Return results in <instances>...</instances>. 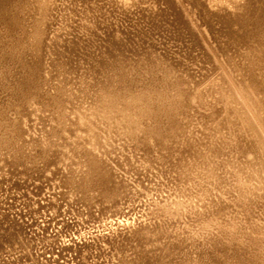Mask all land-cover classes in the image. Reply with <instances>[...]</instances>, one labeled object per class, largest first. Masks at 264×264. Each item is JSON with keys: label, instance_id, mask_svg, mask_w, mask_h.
Returning <instances> with one entry per match:
<instances>
[{"label": "rangeland", "instance_id": "1", "mask_svg": "<svg viewBox=\"0 0 264 264\" xmlns=\"http://www.w3.org/2000/svg\"><path fill=\"white\" fill-rule=\"evenodd\" d=\"M10 1L11 0H0V16H2V20H0V55L1 52L3 53V58L0 57V63H2L0 64V66H3V68H1L2 66L0 67V73L1 71H4L0 75V87H4H1L0 90H3L4 88L6 89H4L2 92V94H5V97L3 95H0V99H2L0 100V109L3 107V104L5 105V108L3 107L4 109L0 110V116L3 114L2 118L3 116L5 118L2 119L0 117V119L3 120V122L2 120H0L2 122H0V129L2 130H0V133L6 130V133H1L2 139H0V142L2 145H0V150H2L0 152H2V156L6 158V160L3 161V158L0 154V161H2L0 162V164L4 162L9 163V161L13 162V164H11L12 168L10 169H8V163H4L2 165L3 167H7L3 170H1L3 167L0 165V180L2 179V182H0V264H113L115 259V263L118 262L116 264H120V260L116 258L118 255L116 254V256L114 257L115 254L111 253V250L109 253H95L93 249L88 246L87 243L88 241H93V236L96 237L100 234L98 228L100 222H87L88 220H90L87 217L88 213H99L103 205L109 204V202L100 199L101 197H99V192L95 189L96 187L94 188L93 184H89L86 179V172L88 168L84 162V159L86 158V156L84 157V154L87 151L89 153L91 150L93 152H90L92 153L90 155L93 156L94 154L92 159L94 157H96L95 159H98L100 158V156L107 157L111 155L109 156V158L114 161L110 162V159H108L110 169L113 170L117 175H119L118 179L120 180H122L123 178L128 179L127 177L129 176V174L126 176L123 169H119L121 167L124 168V166L121 165V167H119V165H117V160H120V158L121 160H123L122 158L124 154V158H127L129 161H131L132 159V164L136 161L137 168L142 169L145 167L144 175L141 176V178L142 184L146 188H144L143 186L141 187L140 184L139 186L136 185L135 182L131 180L130 182L134 183V186L136 187L133 189L141 187L139 189L141 191L135 190V192L137 191V194L132 200L130 198H132L133 195L129 192V194H127V197L124 199H122L123 195L118 197V199H121L120 206L122 212L121 214L119 213V215L113 216L115 217V219H112L113 217H111L110 220H112L114 228L116 225V228L118 227V230L120 229V227V230L124 229L123 225L125 222H127V225L125 224V229H130L131 225L129 226L128 223L133 224L131 226L132 230H134L133 228H135L136 226V228L138 229L139 227L141 228L143 225L142 223H145L147 225L150 223V225H152V223L154 222L153 224H157L156 226L152 225L153 227H147V229L151 227L150 230L152 229L151 231L153 232L155 228L156 231H159L158 229H160V227L164 225V223L165 225L164 227L162 226V228H166V224L167 226H170H168L166 229H163L165 232L163 230V232L161 230L157 232L158 234H160L159 238L157 237L158 239H156L155 236H158L157 233H155L156 231L154 232V235L153 232H151L150 230H148L147 232V229H144L147 225L144 224L143 231H145V234L148 233V235H152V239L149 238L150 240H147V238L145 241H147L148 243L142 241L144 242V244H147L146 247L144 244V247L140 244L137 246L136 242L128 241L129 244H132L133 242L135 243L131 246V248L133 247L135 249H131L130 246L127 245V243L126 246L129 247L128 249L126 247V253H128V251L129 253H132L134 250H137L136 248L139 246L140 249L138 248L139 251L137 250L139 253L136 251H134L136 253L133 252L130 255H127L125 253L128 257H126L127 260L125 259L126 261H124V263L127 262L129 264H138L141 262L140 264H148L150 261L153 260V257L157 258L159 256H163L167 259V252H163V249H165V251L170 250L171 253V246H173V249L175 247V243H173L172 241L176 242V245L179 243L178 241L182 242L179 243V245L184 248H181V251L178 250V253L180 252V255L183 256L187 253V256L189 255L190 259L192 258V262L193 260L197 261V259L200 258L198 259L199 261L202 259L200 253L197 252L198 247L199 245L203 247L206 246L204 242H207L208 238L211 239L212 243L218 240H220L219 242L221 243H226V249L228 247L229 251L226 250L223 255V252H221V250H219L220 252H217L216 250L215 254L217 255V253H219L220 255H222V258H226L227 261L230 260V264H234L235 262H237V264H240L239 260L241 256L242 260L240 261L243 262V259L245 258V262L243 263L246 264L248 262L247 260L251 261L252 257L256 256L257 254V258L262 261L263 258L261 257L264 254V243L262 244V237L264 235V230L262 229L264 228V130L263 132H260L258 130L259 125L257 121L260 122L259 116L264 118V98H262L264 97V68L262 69V67H264V60L261 61L262 58L264 59V55H262L264 53V48H261V46L264 47V38H262L264 35V32L262 30L264 27V17H261L262 15L260 14L264 10V0H234L236 4L232 3V0H229V3L228 0H224L225 2L223 0H215L216 3H219L217 4L218 8L216 7V5L214 8L219 9L220 12L217 11V9H210V11L206 13V15L204 11L199 8H196L195 4L192 3L190 0H61V2H59V0H54V2H59L58 4L55 2L58 6L56 4H53L55 5L54 8L57 6V10H55L56 8L54 9L55 11L53 10L54 16L57 13H60L57 14V16L60 15V17L54 18H56L57 20L59 18L60 19L57 21L53 18V21L55 20V23L52 21V25L54 28L50 26V30L45 32L49 33L44 34V36H42V39L45 40L43 42L46 46H44L47 47V44L49 43V47L46 50L42 49L43 53L41 52L40 54H38L37 48L35 47L36 43H34L36 41L35 38L38 39L36 34V32H38V30H36L38 28V21L37 18V23L36 21H34V16H37V7L43 6V4L40 3L41 0H36V3L35 0H12L11 2ZM14 2H16V4ZM37 2L39 5L37 4ZM11 4L14 6L15 9H19H16L15 11L12 10L14 8H12L13 6H11ZM222 4L225 6V8L224 6H222ZM226 4L228 7L226 6ZM229 4L230 7L233 9H230ZM220 5L222 6V10L220 8ZM19 6L21 7V9ZM32 8H34L36 11H32ZM261 8L263 9L262 11H260ZM229 9L232 11H230ZM226 10L227 13L229 12V14L226 13ZM237 11H240V13L238 12V14ZM251 11L252 13L257 11L256 15L255 13H253L257 18H254V15L252 16L249 14L251 13ZM215 12L216 16H214ZM217 12L219 14H217ZM235 13L238 14L237 17L240 15L239 17L243 18L240 20L238 17L237 19ZM243 13H246V16ZM259 14L261 16H259ZM262 14L264 15V13ZM249 16L250 18H248ZM258 16L261 17L263 20L261 18H258ZM227 17H229V19L233 22L228 20ZM246 17L248 19H245ZM235 18L239 20L238 23ZM258 19L261 21V24L259 23ZM226 20H228V22ZM249 20L251 21V24H248L250 22ZM254 20L257 24H253ZM246 21L249 22L246 23ZM239 22L242 25H240ZM245 23L250 25L249 28H247L248 25H245ZM252 24L253 26L255 25V27L260 24L261 28H259V25V27L257 26L255 30V27L253 28ZM52 28L53 30L55 29L54 32H50L52 31ZM247 29H250L251 31L248 32ZM254 30L255 33L259 31L262 34V37L260 36L261 39L260 37L259 39L260 42H263V44L260 43L257 39L258 37H256L259 32L255 34ZM140 31L142 33L145 32L143 33L144 35ZM247 32L248 34L250 33L251 36L248 35ZM244 33L246 36H250L253 39H248L246 36H244ZM32 34L36 35V37ZM138 34H140V36ZM45 35H48L49 39ZM123 36H128V38L124 37L123 40ZM138 36H142L140 40H144L146 47L143 44L140 45L143 41L139 42ZM240 36H244L245 39H243L245 41L248 40L250 44L248 42L245 43V41H243ZM113 37L116 39L114 41H118L119 39L118 45L117 42H115V45V43H113L114 41L111 40L114 39ZM209 37L212 38L213 42L209 40ZM215 37L219 39L216 40ZM32 38L34 40L33 43ZM47 39L51 40L46 43ZM128 39H133L134 43H127L129 42L127 41ZM205 39L208 42H211V44H207V41ZM250 39L252 41L254 39L257 40L260 45L258 44V42H255L256 44L254 45V41L252 43L250 42ZM109 42H112V44L114 45L112 47L114 49L112 47L109 48ZM122 42L127 44V47ZM136 42H138V44ZM120 43H122L124 49H122V45ZM220 43L224 47L221 46L222 48H218V45H221ZM251 43L253 44L252 49L250 48ZM98 44H102L101 48H99L100 46ZM112 44H110V46ZM132 44H136V53L134 52V47L132 48V50L134 49L133 52H127L131 50V47L133 46ZM248 44L250 47L248 46ZM215 46L217 47V49ZM255 46L260 47L261 50ZM115 47H117L118 49H116ZM119 48L122 49L121 53L118 52V50L120 51ZM140 48H144V51H142L143 49ZM210 48H213V50ZM241 48L245 50L243 51V49ZM226 49L228 50V52ZM249 49L252 52L248 51ZM114 50L115 52H113ZM122 51L125 54H128L125 55ZM242 51L246 54H244ZM140 52L141 54L144 52L145 53L144 55L140 54V57ZM223 52H225V54ZM226 52L229 57L226 55ZM240 52H242V54ZM14 53H16L14 55L15 58H12V54ZM35 53H37L38 55H42L41 57L38 55L35 56ZM114 53H117L118 57ZM118 53L120 55H118ZM222 53L225 56H223ZM257 53H260L263 57L260 54V56H258ZM230 54L232 58H234L231 59V66L227 65L226 62L224 64L222 61L223 57L226 58L227 56V58H230ZM110 55H113L111 56V58H118V60H116L115 58L112 59H115L114 61H117L118 63L111 61ZM241 55L243 56V58H241ZM250 55L254 56L253 61V56H251V62L248 61ZM89 56L93 58H90ZM129 56L131 58L130 61L132 60L131 62H134L132 63L134 64L133 66L132 64L129 65V63L131 62H129V59H126L129 58ZM37 57L38 61L40 60L39 62L36 61ZM107 57L110 58V63L107 62V60H109V58ZM123 57L125 62H123ZM148 57L149 60L147 59ZM258 57H260L261 59ZM144 58L147 59H145L146 62L144 61L146 64L143 63ZM14 59L16 60V62ZM133 59H135V61ZM246 59L248 62H246ZM256 59H259L258 61L260 62L255 61ZM17 60H21L22 62L20 61L21 63H19L18 65L16 64L17 62H19ZM35 61L39 64L36 63V65ZM244 61L246 63L250 62V64H248L247 66H243L242 64H245ZM23 62H25L27 66L31 67L28 68L27 66H22L23 64H25ZM32 62H34L37 68L34 67V64ZM103 62L107 64V67ZM254 62L256 63L254 64ZM30 63H32L33 65H30ZM137 63L141 66L136 65ZM233 63H237V65H234ZM251 63L254 66H252ZM116 64L119 68L116 67ZM119 64H123V66ZM147 64L149 65L148 67H146ZM135 65L139 67H136ZM255 65L257 66V68L260 65L261 68L257 69ZM32 66L34 67V70L39 69V71H34L32 69ZM124 66L126 68V71L124 70L122 74L120 71H123V69H121L120 71L119 69L124 68ZM130 66L133 72L134 70H140L137 71V73L139 72V77H137V73L135 74L134 72L136 79L138 78V80L133 79L135 77H131L133 76V73ZM240 66H242L243 68ZM248 67H250V70L253 67L254 68L253 70L248 72ZM116 68H118V71H115ZM28 69H30L29 72L31 73L30 75V73L27 72L29 73V76L26 73ZM113 69L115 72L113 71ZM255 69L259 70L260 73ZM102 70H104V72ZM246 71L248 72L247 74L250 73L249 76L245 73ZM126 72V75L128 76H125L124 73ZM252 72L253 74L255 72L257 73L254 75L257 81L253 78V74H251ZM130 73H132V75ZM32 74L35 75L32 76ZM139 74H141L142 76H140ZM30 76H32V78L34 77L33 79L30 78L32 82L35 78H37V80H35L33 84L32 82L28 83L30 81ZM121 76L126 78L130 77V80L132 82L129 79H123ZM228 76L232 77V79H237L238 77V79H241L243 81V84H245L244 86H246L245 89H247V92L249 93L248 98H246L244 101L242 100L241 102L237 95L233 96L230 92L228 93V91L224 92L225 95L223 94V92L219 88V84L228 85L227 83L230 81V77ZM2 77L4 78L1 80ZM140 77L142 79H140ZM247 77L250 78V81L247 80ZM24 79H26L27 81ZM245 79L247 80V82L245 81ZM120 80H125L124 82L122 81V83L124 84H122ZM82 81H84L85 83H82ZM139 81L142 85L138 83ZM4 83L8 90L5 87ZM20 83L22 84V86L20 85ZM34 84L36 85V87ZM84 84L85 86H83ZM107 84H111L109 85L111 87L107 86ZM135 84H137V86ZM138 84L140 85L138 86ZM115 85L121 86L122 88L120 87L119 89V87H115ZM230 86L232 89H230L231 92H235L233 85L230 84ZM33 87L35 88V90ZM214 87L217 89H215ZM245 89L242 88V91H245ZM122 90L125 91L128 95H124L125 93ZM46 94L47 97H45ZM50 94H52L53 97ZM230 94L232 95V97ZM54 95L56 96L55 98H57V100L53 99ZM228 96H230V98ZM141 97H143L144 99ZM47 98L48 101L46 100ZM3 99L8 104H6ZM46 102H50L51 105H53V102H56L54 104V106L57 104V106H55L56 109L53 106V108H51V105L49 106ZM146 102L150 103L151 105L153 104L154 108L155 106H159L158 108L156 107L157 109L155 108V110L152 106H149V104L146 105ZM187 102L189 103V105H187L186 108L185 105L187 104ZM143 103L145 104L143 105ZM154 103H157L158 105ZM9 104L14 106L15 111L12 109L11 112L10 110L8 111L9 119L6 123V121L4 120H6L8 116L6 117V115H4V112L6 111V106ZM59 104H63L64 106H61ZM139 104H142V107ZM58 105L61 109L64 107V110H58ZM145 105L147 109L150 107L152 108H150L151 113L148 109V114L150 115V117H148V114H143L144 117H148V120H145L143 116H140L141 118H137L136 112H133L135 110L140 111L139 109L143 108V106L145 107ZM135 106L140 107L136 109ZM8 107L9 106H7V108ZM124 107H129L130 110L126 108L128 110L127 111ZM170 108L179 111L178 114H176V119L178 118V129H176V131L177 133L179 132V134L176 135L177 133L175 134L176 131H174V129L167 130V128L162 131V135L164 134V140L167 141H173L172 137L175 136L174 140L176 142H171V146L167 147L172 148V145L175 143L174 146L177 147L175 149L176 151L181 152L183 150H187L186 152L178 153V156L180 155L182 157H177V159L179 158V160L176 161L180 162V160L183 159L182 162L179 163L183 164V168H181L182 164L179 167L178 164L176 166H173L172 162H162L164 156L160 153L167 154V151H163L164 149L162 150L158 148L159 146L154 143L155 141L153 139H151L152 141L150 140L149 143L154 144L155 147L153 145V150H151L150 147V151L153 152L154 150H157V152L154 151V153H151L149 151V153L156 154L158 156L160 154L159 158H162L161 161L159 160L158 156L154 157L158 158V162L149 160L147 155L149 153L145 152L147 148L144 147L145 151L144 149L142 151L141 148L143 147L140 145L139 147L141 148H139V143L137 142V140L135 142V133L141 131L140 129H142L143 127V129L145 130V123L150 124L147 126H152L153 124H155L157 114L158 119L160 118L159 121L162 120V117V121H166L165 118L169 117V115L167 114L168 110L166 109ZM131 109L133 111H131ZM147 109L145 108L144 110L148 111ZM152 111L155 113L156 119L154 118V114L152 113ZM117 112L120 114L124 112L123 116H125L123 117L121 115V119L124 118L123 120H125L129 118L130 121L133 120V125L131 123L129 125L127 124V126L132 125V127H134L132 128V134L127 133L128 131H126V129L124 128V126L127 127L126 125H124L123 127L121 126L120 128L117 127L119 131L117 130V128L110 129V126L107 125L108 121H106L105 118L111 116L112 114L115 115L117 114ZM57 114L59 115V119L56 116ZM151 114H153V116ZM127 115H129L130 117L128 116L127 118ZM131 115L134 119L131 117ZM55 116L57 118L56 122L60 123L61 121L62 125L61 123L56 124V118H54ZM254 116H258V118ZM12 117L15 118L13 119ZM242 118L244 119V121ZM129 119L128 121L126 120L127 123L130 122ZM142 119H144L145 121ZM123 120H119V122L122 123ZM236 120L240 121H237L239 126H236ZM137 121L141 122L138 123ZM149 121H153L154 123H151ZM121 123H119V126L121 125ZM232 123H236L234 124L235 126ZM1 124L4 126L2 127ZM10 124L12 125L11 128L13 130H11V128L9 127ZM55 124L56 126L60 125L63 128V131L62 129H60V126L56 127ZM123 124L124 123H122V125ZM137 124H141V127L143 125L144 126L140 128V126L138 125V127ZM259 124L260 126L262 125V123ZM14 125H16V127L19 126L17 128L18 131H16ZM53 125L56 127V129ZM229 125L230 127H228ZM231 127L232 129H229ZM236 128L237 130H233ZM8 129L11 131H9ZM57 129L59 131L61 130L63 134H60L61 132H59ZM101 129L107 131V133L104 134V131H102ZM114 129L115 133L118 132V134H115L116 136L114 135V131H111ZM56 130L57 132H55ZM122 130L126 133L122 132ZM257 130L260 134L262 133V137L260 136V134L259 136L257 135ZM169 131L171 134L169 133ZM110 132H113L111 133L112 137L110 135ZM119 132H121V134ZM97 133L101 137H103L104 134L105 138H100ZM123 133H125L126 135ZM239 134L241 136H239ZM118 135H122L125 138L120 136V140V137ZM235 135H237L238 138ZM106 136H109V138ZM236 138L237 141L235 140ZM167 141L166 143L165 141L163 143L165 145H168V143L170 142ZM99 142L101 146L103 145L105 147H100V145L98 144ZM103 142H105V144H102ZM239 142H241L242 144ZM131 143L132 145H130ZM135 143L138 144L136 145ZM236 143L240 144L241 147L238 144L236 146ZM212 144L220 146L223 145L221 148H225L222 149L224 151V154L216 158L214 156H210L209 158L205 159L206 156L210 155L209 152L210 147L213 146ZM108 145L110 147L113 146L114 148L112 149L111 147L110 149ZM134 145L137 147H134ZM132 146L134 147V151L131 150ZM149 146L151 145L149 144ZM190 146L195 147L194 149L196 151L198 150L197 152L200 151L201 154H203L204 156H197L198 158L196 156H192L191 154L194 152V150ZM197 147L198 149H196ZM92 148H96L97 150H93ZM136 148L140 149V151L136 150ZM241 148L242 154H240V150H238ZM39 149H41L42 151ZM190 149H192L193 151L192 153L190 152V155L188 156V150ZM233 149H236V151H234ZM101 150H103V153L101 152ZM126 150L128 152H126ZM158 150H160L161 152H158ZM108 151H110L111 153H109ZM141 151L145 154L140 155V153H142ZM39 152L43 153V155L45 152L48 153H45V155L43 156ZM137 152H139V155L137 154L138 156L136 155ZM101 153L102 155H100ZM133 153L135 155H133ZM174 153L177 154L176 152ZM131 155L134 157H132ZM129 156L131 157V159ZM136 156L142 157L138 159ZM184 156L186 158H183ZM29 157H32L31 159L37 157L36 162L34 161L35 159L32 160V162ZM38 157H41V159H38ZM202 158L205 159L204 164L198 162ZM171 159H174V156ZM140 160L143 164L140 163ZM15 161H18L16 162L17 164L15 163ZM138 161L140 164H138ZM33 163L37 164L34 165ZM30 164L34 165L33 168L35 171L33 169L28 170V167L30 168L32 166ZM25 166H28L27 168H25L26 171L24 169ZM7 171H9L8 173H10L11 171L12 172L8 174L6 173ZM14 171L18 172L19 174H16ZM19 171L24 172H21V174ZM120 171L123 173H121ZM120 173L124 175H120ZM4 176L5 181L3 180ZM69 176L74 177V179L76 180V182L72 185L65 183V179ZM187 176L188 178L186 179L185 177ZM80 184L83 190L87 189V194H84V198H87L86 201L84 200L82 193L77 188V185ZM243 184L246 185V188L243 187ZM220 185L223 187H221ZM12 186H14L15 188ZM187 187L189 188L188 190ZM233 187L239 189V192L236 191V189H234ZM214 188H217L218 190H215ZM242 188H244V194H249V197H252L251 199L247 195H243ZM248 188H252L254 191L251 189V192L249 193L250 190H248ZM225 190L229 191V193ZM232 191L233 193L238 192L241 194L236 193V195H234V193L232 195ZM252 192H255L256 194ZM251 193L253 195H251ZM225 195L226 197H228V200L225 198ZM237 195H241V198L239 199L240 201L237 200ZM257 195L258 198L255 197ZM223 198H225L226 200ZM246 198H249L251 201L249 199L247 200ZM234 199L236 200V202H239V205L238 203L234 204ZM245 200L251 202L252 205L251 203ZM242 201L247 202L249 205H251L249 206V208L251 207L252 209H250V211L245 210V206H243L244 202ZM241 202L243 203L242 205H240ZM201 212L203 217H208V227H206L207 225L198 226L199 220L201 219ZM147 213H151L149 215L150 217H148ZM144 214H146L148 218ZM142 215L143 218L145 216L144 219L147 218L149 219V221L146 219L144 222V219L141 217L139 220H137L138 217ZM160 215L162 217L161 219ZM134 216L136 217L135 220ZM157 216L160 220L157 219ZM152 217H154V219H152ZM116 218H124V221H126L122 223L123 219L121 220V222H119L118 220H116ZM130 218L132 219V221ZM129 219L131 223L128 222ZM151 219L154 221H152ZM155 219H157L158 221H156ZM115 220L119 222V226L117 225V222H115ZM136 220L137 222L139 221V224L141 223L142 225H136L138 224L136 223ZM163 220L165 221L163 222ZM241 222L244 224L243 226ZM170 223L172 224V226ZM245 225H249V227H252V229L256 225V227H258L259 229H253L256 231L255 233V231L253 232L252 229L248 230L247 227L245 228ZM128 226L129 228H127ZM173 226L177 228L176 230L179 229L178 231L183 232H173L172 235H174L175 237L173 236L172 238V235L170 234L172 233V229L175 230ZM240 226H242L241 229ZM243 227L244 229H246V232L243 230ZM168 228L172 229L169 230ZM17 229L22 231V236H20L18 240L17 238L12 239L13 237L9 236V233L14 232ZM229 229L231 230V232L229 231ZM166 230L168 231V233H166ZM234 230L236 231L233 233ZM242 230L245 233H243ZM250 230L251 232H253V234L249 232ZM104 232L105 234H108L110 233V230L106 229L104 230ZM236 232L237 234H239V237H245L247 241L250 239V242H248L249 244L253 241V238L256 241V236L258 235L259 239H257L256 242L253 241L252 243H254L253 246L260 245L259 247L261 248L255 246L253 249V246L247 243L246 247L245 242L247 241H245V238L243 239L245 241L244 245H241L243 244V242H241L242 238H238ZM161 233L163 235L166 233L168 236H166L167 239L170 240L172 243H170V241L165 238L166 234L164 235L165 239L162 238L163 236ZM230 233H232L231 236H233V238H238H236V241L234 238V243L232 242L233 238L231 239ZM177 234L180 235V237L182 235L184 237L182 236V238H180L177 236ZM233 234H235L236 236H234ZM148 235L146 236L148 237ZM186 235L190 236L187 241L184 240ZM227 235H229V238L226 237ZM82 236H84L85 238L83 237V239ZM176 236L180 240L178 239V241H176ZM160 238L163 239L162 242V239ZM159 239L160 241H158ZM239 239L241 243L239 242ZM4 240L6 243L4 242ZM10 241L12 244L14 242V244H10ZM163 242H166L164 243L165 247L163 246ZM167 242L170 243L171 246L170 244L168 245ZM187 242L191 243L190 246H194L196 244L198 247L195 245L192 248L193 250L191 251L190 246L188 247L184 245V243H186L187 245ZM137 243H139V241H137ZM158 243L163 247H159ZM230 243H232L233 245H228ZM152 244H155L154 247L156 245H158V247L156 246V249L154 250ZM149 245L152 246L153 249H151ZM209 245L211 246V244ZM240 245L241 248L242 246H244L245 248H242L241 250ZM248 245L250 247V250L248 249ZM166 246L167 248H169L168 250H166ZM238 246L241 250V254L238 253L240 252V250H238ZM194 248H197L196 252L199 254H194ZM143 249H145L144 252L147 255L148 251H157V249L158 251L160 249L159 252L162 251L164 255H159L162 253L152 254V251L149 253L150 255L152 254L154 256L152 257L151 255L150 257L152 258H148L147 255V257L144 256V252L140 253ZM251 249L253 251L252 254H256L251 255ZM255 249L256 251H254ZM244 250L249 251V253L246 251L243 252ZM261 250H263V254L261 253ZM183 251H186V253H184ZM188 251L191 253L189 254ZM233 251L236 252L238 255H235L236 253H234ZM213 252H215V250ZM227 252L232 254V256L229 254V256H231L229 257ZM170 253L168 252L167 255L170 256ZM192 254L194 255V258L195 256L197 257V255L200 257L193 259ZM219 254L217 257H220ZM233 255L234 260L235 258L239 260L236 261V259L234 261ZM259 255L260 257H258ZM130 256L131 258L134 257L132 258L133 260L138 257L148 259H135L136 261H133V263L130 259ZM237 256L240 257L238 258ZM244 256H247V258L249 257V259ZM177 257H179V255ZM227 257H229L230 259ZM156 258L154 259L156 260ZM257 258H253L254 261H251V264H254V262L256 264L262 263L258 260L256 261ZM231 259L234 262H231ZM128 260H130L131 262H129ZM167 260H172V257L168 258ZM145 261L146 263H144ZM249 262L247 264H250Z\"/></svg>", "mask_w": 264, "mask_h": 264}, {"label": "bare ground", "instance_id": "2", "mask_svg": "<svg viewBox=\"0 0 264 264\" xmlns=\"http://www.w3.org/2000/svg\"><path fill=\"white\" fill-rule=\"evenodd\" d=\"M11 1H12V0H11ZM11 1H10V2H11ZM17 1H19V0H17ZM21 1H22V0H21ZM57 1H58V0H57ZM190 1H191L192 3L195 4L196 8H199V9H201L202 11H204V12H205V15H206V13H207L208 11H210V9H211V10H212V9H213V10H214V9H217V8H218V7H217V4L219 3V2L216 3L215 0H190ZM218 1H219V0H218ZM223 1H224V0H223ZM230 1H231V0H230ZM230 1L228 0V3H229ZM232 1H233L232 3H235L234 0H232ZM238 1H239V0H238ZM238 1H237V2H238ZM33 2H34V1H33ZM53 2H54V0H41L40 3L43 4V6L41 5L42 7H37V9H36V10H37V16H36V15H35L36 17L34 16V18H35L34 21H36V18H37L38 23H37V21H36V23L38 24V28H37L36 30H38V32H36V34H37V38H38V39L35 38L36 41L34 42V40H33V38H32V43H33V42L36 43V44H35V47L37 48L38 54H40V53L42 52V49H45V50H46V49L49 47V45H48L49 43L47 44V47H45L46 45H45V43L43 42V41H45V40L42 39V38H43L42 36H44V34H48V33H49V32H48V33H45V32H47L48 30H50V28H51L50 26L53 27L52 23H53L55 20H57V19L54 18V17H60V15L57 16V14H60V13H57V14L54 16V13H53V12H54L55 10H57V8H56V7L58 6L57 4H58L59 2H61V0H59V2H56V1H55L57 4H56L55 2H54V3H53ZM220 2H221V1H220ZM224 2H225V1H224ZM12 3H13V2H12ZM14 3L16 4V2H14ZM19 3H20V2H19ZM19 3H17V4H19ZM35 3H36V0H35ZM259 3H261V2H259ZM15 4H14V5H15ZM22 4H24V3H22ZM37 4H38V2H37ZM53 4H56V5H57V6L55 7L56 9L54 8L55 5H53ZM223 4H224V3H223ZM223 4H222V6H224ZM230 4H231V3H230ZM230 4H229V7H230ZM235 4H236V3H235ZM263 4H264V3H263ZM263 4H262V5H263ZM38 5H39V4H38ZM210 5H211V6H210ZM215 5H216L217 8H214ZM260 5H261V4H260ZM11 6H13V5L11 4ZM24 6H25V5H24ZM34 6H35V5H34ZM34 6H33V7H34ZM218 6H219V5H218ZM222 6L220 5V8H221ZM226 6H227V4H226ZM15 7H17V6H15ZM19 7H20V6H19ZM227 7H228V6H227ZM12 8H14V6H13ZM35 8H36V7H35ZM97 8H98V7H97ZM97 8H96V10H97ZM224 8H225V6H224ZM259 8H260V7H259ZM262 8H263V7H262ZM262 8L260 9V11L263 10ZM16 9H19V8H16ZM16 9L14 8V9H12V10L15 11ZM20 9H21V7H20ZM32 9H33L32 11L35 10L34 8H32ZM54 9H55V10H54ZM226 9H228V8H226ZM230 9H233V8L230 7ZM230 9H229V10H230ZM254 9H255V8H254ZM256 9H257V8H256ZM36 10H35V11H36ZM53 10H54V11H53ZM96 10H95V11H96ZM221 10H222V8H221ZM229 10H228V11H229ZM234 10H235V8H234ZM252 10H253V9H252ZM257 10H258V9H257ZM59 11H61V10H59ZM215 11H216V10H215ZM217 11H219V9H217ZM230 11H232V10H230ZM253 11H254V10H253ZM258 11H259V10H258ZM56 12H58V11H56ZM213 12H214V11H213ZM219 12H220V11H219ZM233 12H235V11H233ZM238 12L240 13V11H237V13H238ZM256 12H257V11H256ZM256 12H253V13H255V15H256ZM222 13H223V12H222ZM226 13H227V10H226ZM239 13H238V14H239ZM253 13H252V11H251V13H249V14L253 16V15H254ZM259 13H260V12H259ZM262 13H264V10H263V12L260 13L262 16H261L260 14H259V16L264 17V15H263ZM34 14H35V12H34ZM34 14H33V15H34ZM217 14H219V13L217 12ZM224 14H225V13H224ZM227 14H229V12H228ZM230 14H231V13H230ZM235 14H236V13H235ZM238 14H236L235 16L237 17ZM243 14H244V13H243ZM243 14H241V15H243ZM257 14H258V13H257ZM0 15H1V13H0ZM221 15H222V14H221ZM244 15L246 16V13H245ZM255 15H254V16H255ZM214 16H216V12H215ZM214 16H213V17H214ZM217 16H218V15H217ZM232 16H233V15H232ZM239 16H240V15H239ZM239 16H238V17H239ZM252 16H251V17H252ZM259 16H258V18H261V17H259ZM89 17H90V15H89ZM209 17H210V16H209ZM209 17H208V18H209ZM218 17H219V16H218ZM233 17H234V16H233ZM238 17H237V19H238ZM1 18H2V16H0V20H2ZM53 18L55 19L54 21H53ZM227 18H228V20H230L229 17H227ZM242 18H243V17H241V18L239 17L240 20H241ZM248 18H250V16H249ZM248 18L246 17L245 19H248ZM254 18H257V17L255 16ZM59 19H60V18H59ZM59 19H58V20H59ZM231 19H233V18H231ZM235 19H236V18H235ZM237 19H236V20H237ZM261 19H262V18H261ZM263 19H264V18H263ZM263 19H262V20H263ZM58 20H57V21H58ZM208 20H209V19H208ZM228 20H226V21L228 22ZM236 20H234V21H236ZM250 20H251V19H250ZM250 20H249V21H250ZM52 21H53V22H52ZM230 21H232V20H230ZM238 21H239V20H237V23H238ZM244 21H245V20H244ZM244 21H243V22H244ZM249 21H248V22H249ZM258 21H259V23L261 22L259 19H258ZM258 21H257V22H258ZM232 22H233V21H232ZM248 22L246 21V23H248ZM36 23H34V24H36ZM54 23H55V22H54ZM230 23H231V22H230ZM241 23H242V22H241ZM246 23H245V25L251 24V21H250L248 24H246ZM254 23H256L255 20L253 21V24H254ZM262 23H263V22H262ZM239 24H240V22H239ZM239 24H238V25H239ZM243 24H244V23H243ZM253 24H252V26H253ZM256 24H257V23H256ZM260 24H261V23H260ZM260 24H258L257 26L259 27ZM240 25H242V24H240ZM245 25H243V26H245ZM262 25H263V24H262ZM33 26H34V25H33ZM36 26H37V25H36ZM209 26H210V25H209ZM249 26H250V25H248L247 28H249ZM257 26L255 27V25H254L253 28L255 27V30H256ZM211 27H212V26H211ZM211 27H209V28H211ZM262 27H263V26H262ZM53 28H54V27H53ZM53 28H52V31H50V32H54V31H55V29L53 30ZM259 28H261V25H260ZM34 29H35V28H34ZM255 30H254V33H255ZM257 30H258V29H257ZM262 30H263V32H264V27H263ZM56 31H57V30H56ZM58 31H59V30H58ZM247 31L249 32V31H251V30H250V29H249V30L247 29ZM252 31H253V30H252ZM34 32H35V31H34ZM140 32H141V31H140ZM140 32H139V33H140ZM248 32H247V34H248ZM258 32H259V31H258ZM258 32H257V33H258ZM263 32H262V33H263ZM123 33H124V32H123ZM141 33H142V32H141ZM143 33H145V32H143ZM143 33H142V34H143ZM251 33H252V32H251ZM257 33H255V34H257ZM118 34H119V33H118ZM234 34H235V33H234ZM252 34H253V33H252ZM259 34H260V35H259ZM32 35H34V34H32ZM121 35H122V34H121ZM138 35L140 36V34H138ZM143 35H144V34H143ZM248 35H250V33H249ZM258 35H259V36H258ZM258 35H257L256 37H258L257 39H258L259 42H260V39H261V37H262V36H261L262 34L259 32ZM34 36L36 37V35H34ZM34 36H33V37H34ZM45 36L49 39L48 35H45ZM116 36H117V35H116ZM129 36H130V34H129ZM136 36H137V35H136ZM139 36H138V39H139L138 41H139V42H140V41H141V42H142V41L144 42V40H140L142 36H141V37H139ZM244 36H246L245 33H244ZM244 36H240V37L243 39ZM250 36H251V35H250ZM250 36H249V37L246 36V37H247L248 39H249V38H252V37H250ZM252 36H253V35H252ZM254 36H255V35H254ZM260 36H261V37H260ZM46 37H44V38H46ZM124 37H125V36H123V40H124ZM216 37H217V36H216ZM216 37H215V38H216ZM218 37H220V36H218ZM256 37H254V38H256ZM259 37H260V39H259ZM50 38H51V37H50ZM113 38H114V37H113ZM125 38H128V36L125 37ZM262 38H264V35H263ZM48 39L46 40V43H47L48 41H50L52 38H51L50 40H48ZM97 39H98V38H97ZM117 39H118V38H117ZM217 39H219V38H216V40H217ZM244 39H245V38H244ZM244 39H243V41H245ZM252 39H253V38H252ZM98 40H99V39H98ZM108 40H109V39H108ZM111 40L114 41V40H116V39L114 38V39H111ZM123 40H121V41H123ZM131 40H132V41H131ZM205 40H206V39H205ZM209 40H210L211 42H213V40H212L211 37H209ZM246 40H247V39H246ZM250 40H251V39H250ZM96 41H97V40H96ZM113 41H112V42H113ZM125 41H126V40H125ZM125 41H124V42H125ZM127 41H129V42H127ZM127 41H126L127 43H130V42H131V43H132V42L134 43L133 39H128ZM206 41H207V40H206ZM253 41H254V45L256 44L255 42H258V41L255 40V39H254ZM253 41L251 40L250 42L253 43ZM97 42H98V41H97ZM112 42H111V43L109 42V43L112 44ZM115 42H117V45H118V44H119V43H118V42H119V39H118V41H114L113 43H115ZM124 42H122V43H124ZM126 42H125V43H126ZM143 42H142L140 45L143 44V45L145 46V42H144V43H143ZM211 42H208V41H207V44H208V43L211 44ZM233 42H234V40H233ZM246 42H248V40L245 41V43H246ZM259 42H258V44H259ZM263 42H264V40H263ZM263 42H260V43L263 44ZM122 43H120V44L122 45ZM125 43H124V44H125ZM136 43L138 44V42H136ZM205 43H206V42H205ZM248 43H249V42H248ZM252 43H251V47L249 46L250 43L248 44V46H249L251 49L253 48V47H252V45H253ZM110 44H109V48L112 47V46H114L113 44L110 46ZM213 44H214V43H213ZM220 44H221V43H220ZM258 44H257V45H258ZM44 45H45V46H44ZM98 45L100 46L99 48H101V45H102V44H98ZM115 45H116V43H115ZM132 45H133V44H132ZM135 45H136V44H135ZM135 45H133L132 47L130 46V47H131V50H129V51H127V52H131V51L133 52V50H134L135 47H136ZM140 45H139V46H140ZM198 45H199V44H198ZM259 45H260V44H259ZM33 46H34V45H33ZM43 46H44L45 48H44ZM95 46H97V45H95ZM119 46H120V45H119ZM125 46L127 47V44H125ZM125 46H124V47H125ZM208 46H209V45H208ZM210 46H212V45H210ZM221 46L224 47V46L221 44L220 46L218 45V48H222ZM246 46H247V45H246ZM263 46H264V45H263ZM121 47H122V49H124V48H123V45H122ZM133 47H134V49L132 50ZM137 47H138V46H137ZM141 47H143V46H141ZM145 47H146V46H145ZM215 47H216V46H215ZM244 47H245V46H244ZM255 47H257V48L260 49V50H261V48H264V47H262V46H261V48L258 47V46H255ZM102 48H103V47H102ZM112 48H113V47H112ZM115 48L118 49L117 47H115ZM128 48H129V47H128ZM128 48H126V49H128ZM34 49H35V48H34ZM113 49H114V48H113ZM119 49H120V51L118 50V52L121 53V50H122V49H121V48H119ZM140 49H143L142 51H144V48H140ZM210 49L213 50V48H210ZM216 49H217V47H216ZM241 49H243V48H241ZM246 49H248V48H246ZM254 49H256V48H254ZM258 49H257V50H258ZM45 50H44V51H45ZM137 50H138V49H137ZM221 50H222V49H221ZM221 50H220V51H221ZM226 50H227V49H226ZM226 50H224V51H226ZM244 50H245V49H243V51H244ZM260 50H259V51H260ZM263 50H264V49H263ZM263 50H262V52H263ZM125 51H126V50H125ZM135 51H136V49L134 50V52H135ZM138 51H139V50H138ZM142 51H141V52H142ZM214 51H215V50H214ZM222 51H223V50H222ZM243 51H242V52H243ZM246 51H247V50H246ZM246 51H245V52H246ZM248 51H251V50L249 49ZM248 51H247V52H248ZM35 52H36V50H35ZM113 52H115V50H114ZM116 52H117V51H116ZM122 52H123V51H122ZM136 52H137V51H136ZM136 52H135V53H136ZM141 52L139 53V55L141 54ZM216 52H217V51H216ZM216 52H215V53H216ZM227 52H228V50H227ZM227 52H226V55H227ZM242 52H240V53L242 54ZM251 52H252V51H251ZM253 52H254V51H253ZM256 52H257V51H256ZM42 53H43V52H42ZM111 53H112V50H111ZM144 53H145V52H144ZM144 53H142V54L144 55ZM223 53L225 54V52H223ZM223 53H222V54H223ZM236 53H237V51H236ZM243 53H244V52H243ZM249 53H250V52H249ZM254 53H255V52H254ZM260 53H261V52H260ZM260 53H257L258 56L261 55ZM2 54H3V53L1 52V55H0L1 58H3V57H2V56H3ZM15 54H16V53L12 54V58L14 57ZM38 54L35 53V56H37ZM114 54H116V56H117V53H114ZM114 54H113V55H114ZM123 54H125V53L123 52ZM127 54H128V53H127ZM127 54H125V55H127ZM132 54H133V53H132ZM142 54H141V55H142ZM224 54H223V56H225ZM228 54H229V53H228ZM244 54H246V53H244ZM244 54H243V56H244ZM257 54H256V57H257ZM259 54H260V55H259ZM41 55H42V54H41ZM41 55H38V56L41 57ZM88 55H90V54H88ZM113 55H110V58H111V56H113ZM118 55H120V54L118 53ZM129 55H130V54H129ZM136 55H138V54H136ZM136 55H135V57H136ZM141 55H140V57H141ZM215 55H216V54H215ZM217 55H218V54H217ZM232 55H233V53H232ZM235 55H236V54H235ZM247 55H248V54H247ZM247 55H246V56H247ZM254 55H255V54H254ZM262 55H264V53H263ZM262 55H261V56H262ZM114 56H115V55H114ZM121 56H122V54H121ZM121 56H120V57H121ZM227 56L229 57V55H227ZM227 56H226V58L223 57V58H222V61H223L224 64H225V62H226L227 65H230V66H231V63H232V60H231V59H234V58H232L231 54H230V58H227ZM241 56H242V55H241ZM243 56H242L241 58H243ZM251 56H253V55H250V58H248V61H250ZM16 57H17V56H16ZM40 57H39V58H40ZM89 57H90V56H89ZM89 57H88V58H89ZM117 57H118V56H117ZM132 57H133V56H132ZM145 57H146V55H145ZM217 57H219V56H217ZM237 57H238V56H237ZM239 57H240V56H239ZM247 57H248V56H247ZM262 57H263V56H262ZM14 58H15V57H14ZM90 58H93V57H90ZM107 58H109V57H107ZM110 58H109V60H107V62L110 61ZM113 58L116 59V57H112V58H111V61H113V62H115V63H118L117 61H114L115 59L112 60ZM125 58H126V57H125ZM137 58H138V57H137ZM244 58H245V57H244ZM253 58H254V56L252 57V61H253ZM258 58H260V57H258ZM22 59H23V58H22ZM119 59H120V58H119ZM121 59H122V58H121ZM126 59H127V60L129 59V62L132 61V60L130 61V59H131L130 56H129V58H126ZM145 59H146V58H144V60H143V63H144V64H146V63H145V62H146ZM147 59L149 60V57H148ZM147 59H146V60H147ZM260 59H261V58H260ZM14 60H15V59H14ZM91 60H92V59H91ZM116 60H118V58H117ZM133 60L135 61V59H133ZM136 60H137V59H136ZM141 60H142V58H141ZM141 60H140V61H141ZM240 60H241V59H240ZM243 60H244V59H243ZM243 60H242V61H243ZM258 60H259V59H256L255 61H258ZM262 60H264V59L262 58L261 61H262ZM1 61H2V60H1ZM17 61H19V62L16 63V64H18V65H19V63L22 62L21 60H17ZM20 61H21V62H20ZM36 61H38V57H37ZM36 61H35V64L38 63L40 60H39L38 62H36ZM92 61H93V60H92ZM111 61H110V62H111ZM120 61H121V60H120ZM137 61H138V60H137ZM144 61H145V62H144ZM233 61H234V60H233ZM248 61H247V59H246V62H248ZM15 62H16V60H15ZM110 62H109V63H110ZM123 62H125L124 57H123ZM123 62H121V63H123ZM126 62H127V61H126ZM240 62H241V61H240ZM240 62H239V63H240ZM246 62L244 61L245 64H242V63H241V64H242L243 66H244V65L247 66L248 64H250L251 61H250L249 63H246ZM258 62H260V61H258ZM258 62H257V63H258ZM23 63H25V62H23ZM32 63L34 64V62H32ZM32 63H30V65H31ZM103 63H105V62H103ZM119 63H120V62H119ZM132 63H134V62L129 63V65H131ZM138 63H139V62H138ZM138 63H137L136 65H140V64H141V62H140V64H138ZM143 63H142V64H143ZM234 63H235V62H234ZM234 63H233V64H234ZM237 63H238V62H237ZM237 63L234 64V65H237ZM252 63H253V62H252ZM252 63H251V64H252ZM255 63H256V62H254V64H255ZM262 63H263V62H262ZM0 64H2V63H0ZM33 64H32V65H33ZM35 64H34V67H36ZM38 64H39V63H38ZM125 64H127V63H125ZM241 64H240V65H241ZM36 65H37V64H36ZM119 65L123 66V64H119ZM129 65H128V66H129ZM133 65H134V64H132V66H133ZM136 65H135V66H136ZM234 65H233V66H234ZM257 65H258V64H257ZM260 65H261V64H260ZM260 65H259L258 68H261ZM1 66H2V65H1ZM1 66H0V67H1ZM22 66L25 67V66H27V65H26V63H25V64H23ZM105 66L107 67V64H106V63H105ZM109 66H110V65H109ZM114 66H115V64H114ZM135 66H134V67H135ZM140 66H141V65H140ZM143 66H144V65H143ZM148 66H149V65L147 64L146 67H148ZM238 66H239V64H238ZM252 66H254V65L252 64ZM255 66H256V65H255ZM263 66H264V65H263ZM27 67L29 68V67H31V66H27ZM34 67L32 66V69H33V70H34ZM39 67H40V66H39ZM116 67H118L117 64H116ZM136 67H139V66H136ZM144 67H145V66H144ZM235 67H236V66H235ZM240 67H242V66H240ZM1 68H3V66H2ZM1 68H0V69H1ZM36 68H37V67H36ZM113 68H114V67H113ZM118 68H119V67H118ZM118 68H116L115 71H118V70H117ZM124 68H125V66H124ZM124 68H120V69H119V71H120L121 69H123V71H120L122 74H123L124 70L126 71V68H125V69H124ZM130 68H131V66H130ZM141 68H142V67H141ZM141 68H140V69H141ZM242 68H243V67H242ZM245 68H246V67H245ZM249 68H250V67H248V69H249ZM253 68H254V67H253ZM253 68H252L251 70H253ZM256 68H257V66H256ZM258 68H257V69H258ZM263 68H264V67H262V69H263ZM24 69H25V68H24ZM26 69H27V68H26ZM133 69H135V68H133ZM137 69H138V68H137ZM248 69H247V70H248ZM257 69H255V70H257ZM262 69H261V71H262ZM2 70H3V69H2ZM29 70H30V69H28V71H26V73L29 72ZM106 70H107V69H106ZM131 70H132V68H131ZM131 70H130V71H131ZM237 70H240V69H237ZM242 70H243V69H242ZM245 70H246V69H245ZM251 70L249 69L248 72H250ZM34 71H37V72H38L39 69L34 70ZM102 71L104 72V70H102ZM109 71H110V70H109ZM113 71H114V69H113ZM115 71H114V72H115ZM128 71H129V69H128ZM137 71H140V70L138 69ZM137 71L134 70L135 74L137 73ZM243 71H244V70H243ZM257 71L259 72V70H257ZM257 71H256V72H257ZM3 72H4V71H1V73H3ZM105 72H106V71H105ZM107 72H108V71H107ZM134 72H133V70H132L133 76H131V77H135V78H133V79L138 80V78L136 79V76L139 77V76H138V73H139V72L137 73L136 76H135ZM248 72L246 71L245 73L247 74ZM256 72H255L254 74H253V72L251 73V74H253V78H254V79H255L254 75L257 74ZM1 73H0V75H1ZM29 73H30V72H29ZM29 73H27V75H28ZM132 73H130V74L132 75ZM140 73H141V72H140ZM259 73H260V72H259ZM259 73H258V74H259ZM262 73H263V71H262ZM4 74H5V73H4ZM114 74H115V73H114ZM117 74H118V73H117ZM117 74H116V77H117ZM124 74H125V76H128V75H126L127 72L124 73ZM128 74H129V73H128ZM2 75H3V74H2ZM30 75H31V73H30ZM33 75H35V74H32V76H33ZM120 75H121V74H120ZM139 75L142 76L141 74H139ZM247 75L249 76L250 73L247 74ZM3 76H4V75H3ZM28 76H29V75H28ZM28 76H27V77H28ZM32 76L29 77V80H30V78H32ZM109 76H110V74H109ZM245 76H246V75H245ZM27 77H26V79H27ZM35 77H37V76H35ZM118 77H119V76H118ZM121 77H122V76H121ZM228 77H230V76H228ZM251 77H252V76H251ZM3 78H4V77H2L1 80H2ZM33 78H34V77H33ZM33 78H32V79H33ZM122 78L125 79V80H126V79H129V80H130V77H129V78L122 77ZM122 78H118V79H122ZM247 78H248V77H247ZM26 79H24V80H26ZM105 79H107V78H105ZM118 79H117V80H118ZM131 79H132V78H131ZM140 79H142V78L140 77ZM229 79H230V81L227 83L229 86H228V85H223V84L220 85L219 83H217V84H219V86H220L219 88H220V90L223 92V94H224L225 91H228V93L230 92L233 96L237 95V97H239V100H240L241 102H242V100L244 101L246 98H248V94H249V93L247 92V89H245L246 86H244L245 84H243V81H242L241 79H238V77H237V79H236V78L232 79V77H230ZM243 79H244V78H243ZM249 79H250V78H248L247 80H249ZM251 79H252V78H251ZM35 80H37V78H35L33 82L30 80L28 83H31V82H32V84H33V83L35 82ZM125 80H122V81L124 82ZM129 80H127V81H129ZM247 80L245 79L246 82H247ZM255 80H256V79H255ZM26 81H27V80H26ZM122 81L120 80L121 83H122ZM130 81H131V80H130ZM133 81H134V80H133ZM249 81H250V80H249ZM256 81H257V80H256ZM115 82H116V81H115ZM120 82H119V84H120ZM131 82H132V81H131ZM131 82H130V83H131ZM0 83H1V82H0ZM21 83H22V82H21ZM21 83H20V85L22 86ZM82 83H85V82L82 81ZM82 83H81V84H82ZM108 83H110V82H108ZM127 83H128V82H127ZM136 83H137V82H136ZM138 83H140V81H139ZM2 84H3V82H2ZM24 84H25V83H24ZM86 84H87V83H86ZM122 84H124V83H122ZM140 84H141V83H140ZM140 84H138V86H139ZM215 84H216V83H215ZM230 84L233 85V87H234V89H235L234 91H235L236 93H235V92H233V93L231 92L232 89H231ZM0 85H1V84H0ZM4 85H5V83H4ZM34 85H35V84H34ZM109 85H111V84H109ZM109 85L107 84V86H109ZM135 85L137 86V84H135ZM141 85H142V84H141ZM24 86H26V85H24ZM83 86H85V84H84ZM107 86H105V87H107ZM224 86H227V87H224ZM1 87L3 88L4 86H1ZM1 87H0V88H1ZM5 87H6V85H5ZM35 87H36V85H35ZM87 87H88V86H87ZM109 87H111V86H109ZM109 87H108V88H109ZM115 87H119V89H120L121 86L115 85ZM6 88H7V87H6ZM33 88H34V87H33ZM83 88H86V87H83ZM113 88H114V87H113ZM121 88H122V87H121ZM123 88H124V87H123ZM214 88H215V87H214ZM242 88H244L245 91H242ZM4 89H5V88H4ZM4 89H3V90H4ZM61 89H62V88H61ZM61 89H60V91H61ZM215 89H217V88H215ZM230 89H231V90H230ZM3 90H2V89L0 90V95H3V96H4L5 94H2ZM5 90H6V89H5ZM7 90H8V88H7ZM34 90H35V88H34ZM82 90H83V89H82ZM122 91H123V90H122ZM122 91H121V92H122ZM109 92H111V91H109ZM123 92L125 93L124 95L127 94L125 91H123ZM261 92H262V90H261ZM234 93H235V94H234ZM252 93H254V92H252ZM226 94H227V93H226ZM231 94H230V95H231ZM261 94H262V93H261ZM263 94H264V93H263ZM50 95L52 96V94H50ZM127 95H128V94H127ZM127 95H126V96H127ZM199 95H200V94H199ZM224 95H225V94H224ZM232 95H231V97H232ZM3 96H1V97H3ZM260 96H261V95H260ZM4 97H5V96H4ZM45 97H47V94H46ZM45 97H44V98H45ZM52 97H53V96H52ZM55 97H56V96L54 95V98H53V99H56V100H57V98H55ZM57 97H58V96H57ZM228 97L230 98V96H228ZM141 98H143V97H141ZM184 98H185V97H184ZM229 98H228V99H229ZM262 98H264V97H262ZM51 99H52V98H51ZM51 99H50V101H51ZM143 99H144V98H143ZM225 99H226V96H225ZM228 99H227V100H228ZM0 100H2V99H0ZM46 100L48 101V98H47ZM46 100H45V101H46ZM139 100H140V98H139ZM3 101H5V100L3 99ZM3 101H2V102H3ZM52 101H53V100H52ZM59 101H60V99H59ZM235 101H236V100H235ZM5 102H6V101H5ZM56 102H57V101H56ZM56 102H53V105H51L50 102H46V103H48L49 106L51 105L50 107L53 108V107L57 106V104L54 106V104H55ZM62 102H63V101H62ZM142 102H145V101H142ZM232 102H233V99H232ZM46 103H45V104H46ZM58 103H59V102H58ZM140 103H141V102H140ZM175 103H176V102H175ZM180 103H181V102H180ZM226 103H227V102H226ZM229 103H230V102H229ZM239 103H240V102H239ZM1 104H2V103H1ZM6 104H8V103L6 102ZM10 104H11V103H10ZM10 104L7 105V106H9L10 108H9V107L7 108V106H6V111L4 110V111H5V112H4V115H6V117L8 116V113H9L8 111H9V110H10V112H11L12 110L15 111L14 106H12V105H10ZM144 104H145V103H143V105H144ZM148 104H149V106H152V107L154 108L153 104L151 105L150 103H147V102H146V105H148ZM154 104L158 105L157 103H154ZM59 105L64 106L63 104H59ZM59 105H58V107H59ZM139 105H141V107H142V104H139ZM146 105H145V107L143 106L144 109H145V108L147 109ZM187 105H189L188 102H187V104L185 105L186 108H187ZM4 106H5V105L3 104V107H4ZM49 106H48V107H49ZM52 106H53V107H52ZM129 106H130V105H129ZM158 106H159V105H158ZM158 106H155V108H156V107L158 108ZM180 106H181V104H180ZM0 107H1V106H0ZM3 107H2L1 109H4V108H5V107H4V108H3ZM46 107H47V106H46ZM58 107H57V108H58ZM132 107H133V106H132ZM139 107H140V106H139ZM139 107L135 106L136 109L139 108ZM59 108H60V107H59ZM59 108H58V110H61V111L64 110V109H63L64 107H63L62 109H61V108L59 109ZM124 108H125V107H124ZM124 108H123V109H124ZM126 108H128V110H130L129 107H126ZM126 108H125V110H127ZM143 108H140V109H139L140 111L137 110L138 112H137L136 110L133 111L132 109H131V111H133L134 113L136 112V116H137V118H138V117H140V116H143V114H144V115H147V114L149 113V110H150L151 107L148 108L149 110L147 109L148 111L144 110ZM155 108H154V109H155ZM157 108H156V109H157ZM1 109H0V110H1ZM11 109H12V110H11ZM55 109H56V107H55ZM55 109H54V111H55ZM133 109H134V108H133ZM151 109H152V108H151ZM154 109H153V110H154ZM156 109H155V110H156ZM58 110H57V112H58ZM125 110H124V111H125ZM128 110H127V111H128ZM159 110H160V108H159ZM166 110H168V111H167V114L169 115V117H168V118L166 117V118H165L166 121H164V122L162 121V120H163V117H162V116H161V117H162V120L159 121L160 118L158 119V116H157L158 114L156 113V114H157V115H156V118L158 119V121H157V119L155 118V113L152 111V113L154 114V118L156 119V123H155V124H153V125L151 124L152 126H147V125H150V124H147V123L144 122V123L146 124V126H145V130L143 129V128H144V127H143L144 125L142 126V127H143V128H142V127L140 126L141 124H140V125L137 124V126L139 125L140 128H142V129L139 128V129L141 130V131H139L140 133H139V132H136V133H135V137H136L135 142H136V140H137V142L139 143L138 147L141 145L143 148H141V147H139V148H141L142 151H143V149H144V151H145V148H147L145 152L149 153V151H150V147H151V150H153L152 148H153V145H154V144L149 143L150 140L153 139V140L155 141V142H154V141H153V142L156 143V145L159 146L158 148H160V149H162V150L164 149L163 151H167V154H165V153H160V154H163V156H164L163 159L161 158V159H162V162H164V163L172 162V163H173V164H172L173 166H176V165L178 164L179 167H180L182 163H181V164H179V163L182 162L183 159L180 160V162H176V161L179 160L180 157H182V156H180V155H179V156H180V157H179V156H178V153H183V152H186L187 150H186V151L183 150V151H181V152H180V151H179V152L176 151L175 149H176L177 147L174 146L175 143H174V144L172 143V144H173V145H172V148L167 147V146H171V145H170L171 142H173V141L176 142V141L174 140V137H175V136L172 137V138H173V139H172L173 141H169V140L167 141V140H164V137H163L164 134L162 135V131L165 130V129H167V128H168L167 130H169V129H170V130H171V129H174V131H176V129H178V120H177L178 118L176 119V114H178L179 111L176 110V109H171V108H170V109H166ZM14 111H13V112H14ZM61 111H60V112H61ZM133 112H132V113H133ZM55 113H56V112H55ZM123 113H124V112H123ZM123 113L120 114V113L117 112V114H115V115L112 114L111 116L105 118L106 121H108L107 125L110 126V129L117 128V127L120 128L121 126L123 127L124 125L127 126V124L129 125L130 123H131L132 125L134 124V123H132L133 120L130 121V119L128 118L129 115H127V118H128L129 121H130L129 123H127L128 119L123 120V119H124L123 117L125 116V115L123 116ZM126 113H127V112H126ZM126 113H125V114H126ZM150 113H151V110H150ZM11 114H12V113H11ZM60 114H61V113H60ZM62 114H63V113H62ZM128 114H129V113H128ZM153 114H151V115L153 116ZM167 114H166V115H167ZM252 114H253V113H252ZM2 115H3V114H2ZM2 115L0 116L1 118H2ZM121 115L123 116V117H122L123 119H121ZM148 115H149V114H148ZM168 115H167V116H168ZM174 115H175V118H174ZM254 115H255V113H254ZM256 115H257V114H256ZM53 116H54V112H53ZM56 116L58 117L59 115L57 114ZM56 116H55L54 118H56ZM60 116H62V115H60ZM177 116H178V115H177ZM129 117H130V116H129ZM131 117H132V115H131ZM143 117H144V116H143ZM148 117H150V115H149ZM148 117H147V118L144 117L145 120H148ZM164 117H165V116H164ZM254 117H257V118H258V116H254ZM12 118H13V117H12ZM14 118H15V117H14ZM14 118H13V119H14ZM132 118H133V117H132ZM132 118H131V119H132ZM140 118H141V117H140ZM239 118H241V117H239ZM2 119H5L4 116H3ZM2 119H0V120H2ZM8 119H9V116H8L7 119L4 120V121H6V123H7V122H8V121H7ZM58 119H59V117H58ZM61 119H62V118H61ZM133 119H134V118H133ZM165 119H164V120H165ZM242 119H243V118H242ZM119 120H123L122 123H124V124L122 125V123L119 122ZM126 120H127V121H126ZM142 120H144V119H142ZM145 120H144V121H145ZM151 120H152V119H151ZM239 120H240V119H239ZM239 120H236V121H235L237 124H236V123H232V124H233V125L236 124V126H239V125H238V122H240ZM257 120H258V119H257ZM10 121H11V120H10ZM56 121H57V118L55 119V122H56ZM125 121H126V123H125ZM138 121H139V120H138ZM138 121H137V122H138ZM237 121H238V122H237ZM243 121H244V119H243ZM259 121H260V122L257 121V123H258V125H259L258 130H259L260 132H263V130H264V128H263V127H264V118H262V117L259 116ZM0 122H1V121H0ZM2 122H3V120H2ZM2 122H1V123H2ZM140 122H141V121H140ZM140 122H138V123H140ZM149 122H151V121H149ZM149 122H148V123H149ZM152 122H153V121H152ZM152 122H151V123H152ZM229 122H230V121H229ZM229 122H228V124H229ZM231 122H234V121H231ZM57 123L60 124L61 121H60V123H59V122H56V124H57ZM119 123H121L120 126H119ZM153 123H154V122H153ZM259 123H262V125L260 126ZM56 124H55V126H56ZM63 124H64V123H63ZM232 124H230V125H232ZM239 124H240V123H239ZM1 125H2V124H1ZM5 125H6V124H5ZM61 125H62V123H61ZM107 125H106V126H107ZM117 125H118V126H117ZM132 125L127 126V127L124 126V128L126 129V131H128L127 133H131V134H132V128H134V127H132ZM230 125H229L228 127H230ZM3 126H4V125H2V127H3ZM8 126H9V125H8ZM8 126H7V128H8ZM14 126H15L16 131H18L17 128H18L19 126H18V127H16V125H14ZM14 126H13V128H14ZM53 126H54V125H53ZM55 126H54V128L56 129V127H58V126H60V125H58V126H56V127H55ZM108 126H107V127H108ZM139 126H138V127H139ZM234 126H235V125H234ZM262 126H263V127H262ZM9 127L11 128L12 125L10 124ZM60 127H61V126H60ZM107 127H106V128H107ZM240 127H241V126H240ZM0 128H1V127H0ZM65 128H66V127H65ZM118 128H117V130L119 131ZM124 128H123V129H124ZM146 128H147V129H146ZM234 128H235V127H234ZM60 129H62V131H63V128H62V127H61ZM66 129H67V128H66ZM66 129H65V130H66ZM221 129H222V128H221ZM229 129H232V127L229 128ZM240 129H241V128H240ZM0 130H1V129H0ZM8 130H9V129H8ZM11 130H13V129L11 128ZM11 130H9V131H11ZM57 130H58V129H57ZM57 130H56L55 132H57ZM67 130H68V129H67ZM101 130H102V129H101ZM117 130H116V131H117ZM130 130H131V131H130ZM142 130H143V131H142ZM233 130H237V128H236V129H233ZM258 130H257V132H258ZM1 131H2V130H1ZM58 131H59V130H58ZM102 131H104V134L107 133V131H105V130H102ZM109 131H110V130H109ZM109 131H108V132H109ZM111 131H114V135H115L116 133L118 134V132L115 133V129H114V130H111ZM172 131H173V130H172ZM174 131H173V132H174ZM178 131H179V130H178ZM240 131H242V130H240ZM3 132L6 133V130L3 131ZM3 132H1V133H3ZM59 132H61V130H60ZM122 132H125V131L122 130ZM173 132H172V133H173ZM234 132H235V131H234ZM238 132H239V131H238ZM238 132H237V134H238ZM1 133H0V139H2V135H1ZM13 133H14V131H13ZM15 133H16V132H15ZM111 133H113V132H110V135H111ZM119 133L121 134V132H119ZM125 133H126V132H125ZM125 133H123V134H125ZM169 133H170V131H169ZM176 133H177V131L175 132V134H176ZM3 134H4V133H3ZM60 134H63V133L61 132ZM97 134H98V133H97ZM104 134H103V137L105 138ZM170 134H171V133H170ZM173 134H174V133H173ZM175 134H174V135H175ZM178 134H179V132H178L176 135H178ZM259 134H260V133L258 132L257 135L259 136ZM261 134H262V133H261ZM261 134H260V136H261ZM56 135H57V134H56ZM98 135H99V134H98ZM98 135H97V136H98ZM108 135H109V134H108ZM125 135H126V134H125ZM152 135H153V136H152ZM225 135H226V134H225ZM225 135H224V136H225ZM99 136H100V135H99ZM115 136H116V135H115ZM118 136L120 137V136H122V135H118ZM151 136H152V137H151ZM169 136H170V135H169ZM172 136H173V135H172ZM235 136L238 138L237 135H235ZM239 136H241V135L239 134ZM258 136H257V138H258ZM263 136H264V135H263ZM103 137L100 136V138H103ZM106 137L109 138V136H106ZM111 137H112V135H111ZM122 137L125 138L124 136H122ZM261 137H262V136H261ZM231 138H232V137H231ZM237 138L235 139L236 141H237ZM116 139H118V138H116ZM120 140H121V137H120ZM235 140H234V141H235ZM151 141H152V140H151ZM164 141H165V143H166V141H167V142H170V143H168V145H167V144L165 145V144L163 143ZM230 141H231V140H230ZM236 141H235V142H236ZM240 141H241V139H240ZM177 142H178V141H177ZM231 142H232V141H231ZM108 143H109V142H108ZM108 143H107V144H108ZM133 143H134V142H133ZM138 143H137V144H138ZM232 143H233V142H232ZM239 143H241V142H239ZM3 144H4V143H3ZM98 144L100 145V147L103 146V145L101 146L100 142H99ZM102 144H105V142H103ZM135 144H136V143H135ZM137 144H136V145H137ZM149 144H150L151 146H149ZM228 144H229V143H228ZM228 144H227V146H228ZM230 144H231V143H230ZM237 144H238V143H236V146H237ZM241 144H242V143H241ZM243 144H244V143H243ZM0 145H2L1 142H0ZM109 145H110V144H109ZM109 145H108V146H109ZM112 145H113V144H112ZM130 145H132V143H131ZM130 145H129V146H130ZM163 145H164V146H163ZM196 145H198V144H196ZM196 145H194V146H196ZM212 145H213V146L210 147V152H209L210 155H208V156L205 155V156H206L205 159L209 158L210 156H214V157L216 158V157H218V156L224 154V151H223L222 149H225V148H221L223 145H221V146H220V145H215V144H212ZM233 145H234V144H233ZM238 145L240 146V144H238ZM106 146H107V145H106ZM173 146H174V147H173ZM176 146H177V145H176ZM229 146H232V145H229ZM234 146H235V145H234ZM236 146H235V147H236ZM3 147H5V146H3ZM103 147H105V146H103ZM103 147H102V148H103ZM109 147H110V146H109ZM109 147H108V148H109ZM111 147H112V149L114 148L113 146H111ZM111 147H110V149H111ZM127 147H128V146H127ZM130 147H131V146H130ZM134 147H137V146L134 145ZM134 147L132 146V149H131V150H133ZM144 147H145V148H144ZM154 147H155V145H154ZM156 147H157V146H156ZM163 147H164V148H163ZM188 147H189V146H188ZM190 147H192V146H190ZM235 147H234V148H235ZM240 147H241V146H240ZM240 147H238V148H240ZM1 148H2V146H1ZM97 148H99V147H97ZM102 148H101V149H102ZM158 148H157V149H158ZM192 148H193V150H194L195 153H194V152L192 153L193 150L190 149V150H188L189 154H188V152H187L188 156L190 155V152L192 153V154H191L192 156H196V157H197V156H198V157H200V156H204L203 154H201L200 151H199L200 153L197 152L198 150L196 151V150L194 149L195 147H192ZM230 148H231V147H230ZM242 148H243V147H242ZM242 148H241V149H238V150H240V151H239L240 154H242V152H241V151H242ZM92 149H93V148H92ZM95 149H96V148H94L93 150H95ZM104 149H105V148H104ZM120 149H123V148H120ZM124 149H125V148H124ZM126 149H128V148H126ZM196 149H198V147H197ZM1 150H2V149H1ZM1 150H0V151H1ZM39 150H41V149H39ZM87 150H88V149H87ZM89 150H90V149H89ZM96 150H97V149H96ZM98 150H99V149H98ZM108 150H109V149H108ZM131 150H130V151H131ZM136 150H139V151H140V149H137V148H136ZM136 150H135V151H136ZM173 150H175V151H173ZM231 150H232V149H231ZM233 150H234V149H233ZM238 150H237V152H238ZM41 151H42V150H41ZM43 151H44V150H43ZM102 151H103V150H101V152H102ZM106 151H107V150H106ZM106 151H105V152H106ZM112 151H114V150H112ZM123 151H124V150H123ZM133 151H134V150H133ZM142 151H141V152H142ZM154 151L157 152V150H154ZM154 151H153V152L150 151V152H151V153H154ZM159 151H160V150H158V152H159ZM163 151H162V152H163ZM234 151H236V149H235ZM85 152H86V150H85ZM90 152H93V151L91 150ZM90 152L88 153V151H87V152L84 154V157L86 156V158L84 159V162H85V165H87V168H88V170H87V172H86V179H87V181H88L89 184L92 183L93 186H94V188L96 187L95 189L98 190V192H99V197H101L100 199L109 202V204L103 205L102 208H101V210L99 211V213H96V212L88 213L87 217H88V219H90V220H88V221L86 220L87 222H90V221H93V222H100V225L98 226L100 234L97 235L96 237L93 236V237H92L93 241H90V242L88 241L87 243H88V246H89L91 249H93V251H94L95 253H98V252H99V254H100V253H104V252L109 253L110 250H111V253L115 254L114 257L116 256V254L118 255L116 258H118V259L120 260V261H119L120 264H126L127 262L124 263V261L127 260L126 257H128V256H126V254H127V255L129 254V255H130V254H132L134 251L138 252L139 249H140V248H139L140 246H139V247L136 248L138 251H137V250H134L133 252L131 251L132 253H129V251H128V253H126V250L128 249V247L130 246V248H131V246H132L133 244H135L134 242H136V244H137V246H138L139 244H140V245H143L144 242L146 243L147 241H145V240H146L147 238H148L147 240H150L149 238L152 239L153 236L151 235V236H152V237H151V236L148 235V233H147L148 230H150L151 227H149L148 229H147V227H148V226H152V225L156 226L157 224H153L154 222L152 223V225H150V223H149L148 225L145 224V223H142L143 225H144V224L147 225V226H145V228H144V226H143L141 223L139 224V221L137 222V220H139L140 217L143 218V215H142V216H139L138 219L136 220V223H138V224H136V225H138V226L142 225L141 228L139 227V229H138V228H136V227H137V226H136V227H135L136 229L132 227V228L134 229V230H132V229H131V226H132L133 224H129V223H128L129 226L131 225V226H130V229H125V228H126L125 226L127 225V224H126L127 222H125L126 220L124 221V218H120V219L116 218V220H118L119 222H121L122 219H123L122 223L125 222L124 225L122 224V225L124 226V229L120 230V229H121V227H120V229L118 230V227L116 228V225H115L116 223L114 224V225H115V228H114V227H113L112 220H110V219H111V217H113V216H115V215H119V213L121 214V212H122V209H121V206H120V200H121V199H118L119 196L123 195V196H122V199H124V198L127 197V194L131 193V194L133 195V197L130 198V199L132 200V199L134 198V196L137 194V191L135 192V190H139L142 186H143L144 188H146V187L142 184V178H141V176L144 175V168H145V167L143 166L144 168H142V169L137 168V167H136V166H137V165H136V161L134 162L135 165H134V163L132 164V159H131V157L129 156L130 159H131V161H129L127 158H124V156H125V154H124V156H123V158H122L123 160H121V158H120L121 161H120V160H117V161H118V162H117V165H119V167H121V165L124 166V168L121 167V168H119V169H123V170H124V173L126 174V176H127L128 174H129V176L127 177L128 179L123 178L122 180H120V179H118V176H119V175H117L113 170L110 169V164H109V162H108V161H109L108 159H110L109 156H111V155H109V153H111L110 151H108V152H109V153H108L109 156H107V157H106V156H104V157H101V156H100V158H98V156H97L98 159H95L96 157H94V158L92 159V157L94 156V154H93V156H91L90 154H92V153H90ZM99 152H100V151H99ZM126 152H128V151L126 150ZM131 152H132V151H131ZM160 152H161V151H160ZM174 152H176L177 154H175ZM39 153H41V152H39ZM45 153H48V152H45ZM45 153H44V155H45ZM83 153H84V152H83ZM102 153H103V152H102ZM102 153H101L100 155H102ZM120 153H121V152H120ZM129 153H130V152H129ZM129 153H127V154H129ZM134 153H135V152H134ZM134 153H133V155H135ZM138 153H139V152H137L136 155H137ZM147 153H146V154H147ZM151 153L147 154V155H148V159H149V160H152V161H157L158 158H159V156H160V154L158 153V154H159V156H158V155H156V154H151ZM173 153H174L175 155H174ZM0 154H1V156H2V152H0ZM121 154H122V153H121ZM130 154H131V153H130ZM142 154H145V153H143V152L140 153V155H142ZM41 155H43V153H41ZM44 155H43V156H44ZM96 155H97V154H96ZM96 155H95V156H96ZM98 155H99V153H98ZM112 155H113V154H112ZM138 155H139V154H138ZM138 155H137V156H138ZM165 155H166V156H165ZM181 155H182V154H181ZM184 155H185V154H184ZM1 156H0V159H1ZM32 156H33V155H32ZM43 156H42V157H43ZM50 156H51V155H50ZM90 156H91V157H90ZM113 156H114V155H113ZM113 156H112V157H113ZM126 156H127V155H126ZM131 156H132V155H131ZM137 156H136V157H137ZM145 156H146V155H145ZM145 156H143V157H145ZM155 156H158V158H157V157L154 158ZM170 156H171V157H170ZM173 156H174V159H176V160L171 159ZM120 157H121V156H120ZM132 157H134V156H132ZM140 157H142V156H140ZM140 157H137V158L140 159ZM177 157H179V158L177 159ZM198 157H197V158H198ZM2 158H3V159H2L3 161L6 160V158H4L3 156H2ZM29 158H30V157H29ZM31 158H32V157H31ZM31 158H30V159H31ZM39 158L41 159V157H38V159H39ZM114 158H115V157H114ZM116 158H117V157H116ZM137 158H136V159H137ZM146 158H147V157H146ZM183 158H186V157L184 156ZM256 158H257V157H256ZM34 159H35V160H34ZM36 159H37V157L31 159V161L34 160V161L36 162ZM43 159H44V158H43ZM118 159H119V157H118ZM136 159H135V160H136ZM141 159H144V158H141ZM161 159L159 158L160 161H161ZM205 159H204V158H202L201 160L199 159L200 161H198V162H201V163L204 164V163H205ZM7 160H8V159H7ZM163 160H164V161H163ZM8 161H9V160H8ZM28 161H29V159H28ZM28 161H25V162H28ZM37 161H38V160H37ZM111 161L113 162L114 160H111V159H110V162H111ZM145 161H146V160H145ZM147 161H148V160H147ZM0 162H2V161H0ZM11 162H12V161H9L10 165H9L8 162H4L5 164L8 163V164H7V166H9L8 169L12 168V167H11V164H13V162H12V163H11ZM16 162H18V161H15V163H16ZM32 162H33V161H32ZM157 162H158V161H157ZM4 163H2V164H0V165L2 166ZM15 163H14V164H15ZM140 163H142L141 160H140ZM140 163H139V161H138V164H140ZM159 163H160V162H159ZM16 164H17V163H16ZM33 164L35 165V164H37V163H33ZM142 164H143V163H142ZM27 165H28V164H27ZM30 165H32V164H30ZM34 165H32L30 168L27 166V167H28V170H29V169H30V170H32V169L34 170V168H33ZM115 165H116V164H115ZM2 167H3V166H2ZM13 167H14V166H13ZM27 167L25 166L24 169L27 168ZM139 167H141V166H139ZM0 168H1V167H0ZM4 168H7V167H3L1 170H3ZM15 168H16V167H15ZM108 168H109L110 170H109ZM181 168H183V164H182ZM16 169H17V168H16ZM24 169H23V170H24ZM117 169H118V168H117ZM14 170H15V169H14ZM17 170H18V169H17ZM28 170H27V171H28ZM25 171H26V169H25ZM34 171H35V170H34ZM89 171H90V172H89ZM111 171H112V172H111ZM8 172H9V171H7L6 173H8ZM11 172H12V171H11ZM11 172H10V173H11ZM14 172H15V171H14ZM19 172H20V171H19ZM21 172H24V171H21ZM21 172H20V173H21ZM120 172H121V171H120ZM184 172H185V171H184ZM10 173H8V174H10ZM15 173H16V174H19L18 172H15ZM25 173H28V172H25ZM25 173H23V174H25ZM121 173H123V172H121ZM121 173H120V175H124V174H121ZM21 174H22V173H21ZM12 175H13V174H12ZM13 176H14V175H13ZM123 177H124V176H123ZM10 178H11V177H10ZM185 178L187 179L188 176L185 177ZM129 179H130V180H129ZM3 180L5 181V176L3 177ZM9 180H11V179H9ZM9 180H7V181H9ZM131 180H133V182H135V184L138 185V186H139V184H140L141 187H137V189H133V188H136V187L134 186V183H131V182H130ZM240 180H241V179H240ZM4 181H3V182H4ZM7 181H6V182H7ZM0 182H2V179L0 180ZM75 182H76V180H75L74 177H72V176H69V177H67V178L65 179V183H67V184H71V185H72V184H74ZM141 184H142V185H141ZM15 185H16V184H15ZM243 185H244V184H243ZM220 186H221V185H220ZM245 186H246V185H244L243 187L246 188ZM12 187H14V186H12ZM221 187H223V186H221ZM221 187H219V188H221ZM236 187H237V186H236ZM236 187H233V188L236 189ZM247 187H249V186H247ZM14 188H15V187H14ZM77 188H78V190L82 193V196H83V198H84V194H87V191H86L87 189H84V190H83L81 184H80V185H77ZM152 188H153V187H152ZM204 188H205V187H204ZM244 188H242V190H243ZM142 189H143V188H142ZM147 189H148V188H147ZM188 189H189V188L187 187V190H188ZM214 189H215V188H214ZM216 189H217V188H216ZM216 189H215V190H216ZM231 189H232V187H231ZM240 189H241V186H240ZM251 189H252V188H248V190H250L249 193L251 192ZM184 190H185V189H184ZM217 190H218V189H217ZM238 190H239V189H236V191H238ZM252 190H253V189H252ZM139 191H141V190H139ZM225 191H227V190H225ZM230 191H231V190H230ZM245 191H246V189H245ZM253 191H254V190H253ZM128 192H129V193H128ZM227 192L229 193V191H227ZM227 192H226V193H227ZM238 192H239V191H238ZM238 192H236V193H238ZM240 192H241V191H240ZM242 192H243V195H244V196L247 195V194H244V190H243ZM226 193H225V194H226ZM228 193H227V194H228ZM234 193H235V192H234ZM234 193H233V191H232L231 194L233 195ZM236 193H235L234 195H236ZM252 193H255V192H252ZM252 193H251V195H253ZM125 194H126V195H125ZM238 194H241V193H238ZM255 194H256V193H255ZM255 194H254V195H255ZM228 195H229V194H228ZM228 195H227V196H228ZM232 195H231V196H232ZM251 195H250V196H251ZM237 196H238V199H237ZM237 196H236V199L239 200V199L241 198V197H240L241 195H240V196L237 195ZM244 196H243V198H244ZM247 196L249 197V194H248ZM259 196H260V194H259ZM94 197H95V196H94ZM229 197H230V196H229ZM255 197L258 198V195L255 196ZM255 197H254V200H255ZM225 198L228 200V197H226V195H225ZM225 198H223V199H225ZM249 198H250V197H249ZM249 198H248V199H249ZM251 198H252V197H251ZM251 198H250V199H251ZM259 198H260V197H259ZM261 198H262V196H261ZM226 199H225V200H226ZM246 199H247V198H246ZM248 199H247V200H248ZM250 199H249V200H250ZM84 200L86 201L87 198H84ZM234 200H235V199H234ZM241 200H242V199H241ZM247 200H245V201H247ZM256 200H257V199H256ZM88 201H89V200H88ZM105 201H104V203H105ZM219 201H221V200H219ZM223 201H224V200H223ZM239 201H240V200H239ZM250 201H251V200H250ZM259 201H260V200H259ZM242 202H244V201H242ZM242 202H241L240 205L243 204ZM247 202H249V201H247ZM247 202H244V205H243V206H245V210H249V211H250V209H252V208H251V207L249 208V206H251L252 203L249 202V203H251V205H249ZM253 202H255V201H253ZM237 203H238V205H239V202H236V200H235V203H234V204H237ZM257 203H258V201H257ZM253 204H255V203H253ZM218 206H219V205H218ZM246 208H247V209H246ZM158 209H159V208H158ZM161 209H162V208H161ZM155 210H156V209H155ZM152 211H154V210H152ZM157 211H158V210H157ZM157 211H156V212H157ZM161 211H162V210H161ZM156 212H155V214H156ZM81 214H82V213H81ZM150 214H151V213H150ZM150 214L147 213L148 217H150V216H149ZM144 215L147 217L146 214H144ZM157 215H159V214H157ZM200 215H201V219L199 220V224H198V226H199V225H205V226H206L207 223H208V221H207V218H208V217H207V218H206L205 216L203 217V216H202V212L200 213ZM135 216H136V215H135ZM135 216H134V220H135V218H136ZM145 216H144V218H145ZM148 217H147V218H148ZM144 218H143V219H144ZM147 218H146V219H147ZM161 218H162V217H161V215H160V219H161ZM112 219H115V217H113ZM130 219H131V218H130ZM130 219H129L128 222H130ZM143 219H142V220H143ZM146 219H144L143 221L145 222ZM152 219H154V217H152ZM152 219H151V220H152ZM157 219L160 220L158 216H157ZM157 219H155V220L158 221ZM116 220H115V222H117ZM147 220L149 221V219H147ZM131 221H132V219H131ZM140 221H141V220H140ZM152 221H154V220H152ZM152 221H150V222H152ZM164 221H165V220H163V222H164ZM119 222H117V225L119 224ZM133 222H135V221H133ZM146 222H147V221H146ZM130 223H131V222H130ZM156 223H158V222H156ZM159 223H160V222H159ZM167 223H169V222H167ZM241 223H242V222H241ZM241 223H240V224H241ZM244 223H245V222H244ZM125 224H126V225H125ZM170 224H171V223H170ZM246 224H248V223H246ZM134 225H135V223H134ZM164 225H165V223H164ZM164 225H162V226L164 227ZM243 225H244V224L242 223V226H243ZM118 226H119V225H118ZM120 226H121V225H120ZM129 226H128L127 228H129ZM158 226H159V225H158ZM158 226H157V228H158ZM160 226H161V225H160ZM162 226L160 227V229H158L159 231H160V230L162 231L163 229H166L169 225L167 226V224H166V226H165L166 228H162ZM171 226H172V224H171ZM205 226H204V228H205ZM208 226H209V224H208L206 227H208ZM242 226H240V229H241ZM152 227H153V226H152ZM169 227H170V226H169ZM173 227H174V226H173ZM173 227H172V228H173ZM246 227L248 228V230H249V229H252V227L250 228L249 225H248V226L245 225V228H246ZM254 227H256V225H255ZM254 227H253V229H257V230L259 229L258 227H256V228H254ZM122 228H123V227H122ZM143 228H144V229H147V230H146V231H147V232H146L147 234H145V231H143V230H144ZM154 228H155V227H154ZM161 228H162V229H161ZM172 228H170V229H172ZM174 228H175V230L172 229V231H171L172 233H171L170 235H172L173 232H176V231L179 230V229L176 230V229H177L176 227H174ZM237 228H238V227H237ZM106 229H107V230H110V233L105 234L104 230H106ZM168 229H169V228H168ZM168 229H167V230H168ZM170 229H169V230H170ZM238 229H239V228H238ZM253 229H252V231L254 232L255 230H253ZM262 229L264 230V228H262ZM151 230H152V229H151ZM151 230H150V231H151ZM167 230H166V231H167ZM243 230L246 232V229H244V227H243ZM243 230H242V232H243ZM263 230H262V231H263ZM155 231H156V228H155L154 232H155ZM159 231H156L155 233H157V232H159ZM163 231H164V230H163ZM163 231H162V232H163ZM227 231H228V230H227ZM229 231L231 232L230 229H229ZM235 231H236V230H234L233 233H234ZM260 231H261V230H260ZM103 232H104V233H103ZM106 232H107V231H106ZM151 232H153V231H151ZM151 232H150V233H151ZM154 232H153V235H154ZM164 232H165V231H164ZM178 232H183V231H178ZM237 232H238V231H237ZM237 232H236V234H237ZM245 232H243V233H245ZM249 232H250L251 234H253V232H251V230H250ZM257 232H259V231H257ZM166 233H168V231H167ZM166 233H165V234H166ZM169 233H170V231H169ZM228 233H229V232H228ZM255 233H256V231H255ZM255 233H254V234H255ZM263 233H264V231H263ZM0 234H1V233H0ZM159 234H160V233H159ZM159 234L157 233L158 236H155L156 239L159 238ZM161 234H162V233H161ZM165 234H164V235H165ZM178 234H179V233H178ZM178 234H177V236L180 237V235H178ZM226 234H227V232H226ZM231 234H232V233H230V237H231V239H232L233 236H231ZM146 235H148V237H147ZM164 235L162 234L163 237H162V236H161V237L164 238ZM170 235H169V236H170ZM181 235H182V234H181ZM233 235L236 236L235 234H233ZM238 235H239V234H237V236H238ZM256 235H257V234H256ZM256 235H255V236H256ZM9 236L13 237L12 239H16V238H17V240H18V238H19L20 236H22V231L17 229V230H15L14 232L9 233ZM9 236H8V237H9ZM145 236H146V237H145ZM166 236H167V234L165 235V238L167 239L168 236H167V237H166ZM173 236H174V235H172V238H173ZM177 236H176V237H177ZM182 236H183V235H182ZM182 236H181L180 238H182ZM228 236H229V235H227L226 237H228ZM83 237H84V236H82V238H83ZM87 237H88V236H87ZM87 237H86V238H87ZM144 237H145V238H144ZM155 237H154V238H155ZM157 237H158V238H157ZM174 237H175V236H174ZM178 237L175 238V240L177 239L176 241H178V239H179ZM183 237H184V236H183ZM189 237H190L189 235H186L184 240L187 241ZM256 237H257V238H256ZM256 237H255V238H256V241H257V239H259V238H258V235H257ZM259 237H260V236H259ZM9 238H10V237H9ZM84 238H85V237H84ZM84 238H83V239H84ZM154 238H153V239H154ZM162 238H160V239H162ZM165 238H164V239H165ZM228 238H229V237H228ZM234 238H235V237H234ZM234 238H233L232 242L234 241ZM236 238H237V237H236ZM236 238H235V241H236ZM238 238H242V241H241V242H243V244H241V245H244V242L247 241V239H246L245 237H244V238H245V241L243 240L244 238L241 237V236H240V237L238 236ZM238 238H237V239H238ZM263 238H264V235H263V237H262V244L264 243V242H263V240H264ZM87 239H88V238H87ZM92 239H91V240H92ZM160 239H159L158 241H160ZM5 240H6V239H5ZM5 240H4V242H5ZM7 240H8V239H7ZM10 240H11V239H10ZM46 240H47V239H46ZM167 240H168V239H167ZM171 240H174V239H171ZM179 240H180V239H179ZM181 240H182V239H181ZM216 240H217V239H216ZM251 240H252V239H251ZM260 240H261V239H260ZM15 241H16V240H15ZM22 241H23V240H22ZM24 241H25V240H24ZM128 241H129V242H130V241H131V242L134 241V242H133L132 244L130 243V244H131V245H130ZM137 241H139V243H137ZM142 241H144V242H142ZM151 241H152V240H151ZM151 241H150V242H151ZM162 241H163V239L161 240V242H162ZM168 241H170V240H168ZM212 241H213V239H212ZM219 241H220V240H218V241L212 243V242H211V239L208 238L207 242H206V241L204 242V243L206 244V246H204V247H203V246H200V245H199V247H198V246L195 244V245L198 247L197 252L200 253V256H201V259H202V260H199V261H198V259H200V258H198L197 261L193 260V262H192V260H191L192 258L190 259L189 255L187 256V253H186L187 250H186V249H185L186 251H183L184 253H186V254H185L186 256H185V255H183V256L180 255V254H179L180 252L178 253V250L181 251V248H184V247H182L181 245H179V243H182V242H180V241H178L179 243L177 242V243H178L177 245H176V242L172 241L173 243H175V244H174V246H175L174 249H173V246H171V244H170V243H172V242H171V241H170V243L167 242L168 245L170 244V246H171V249H172V252H171V253H170V250H168L169 248H167V246H166V248H167L166 250H168V251H165V249H163V250H164L163 252H165V253H166V252H167V253L169 252V253H170V256L167 255V253H166V257H167V256H168V258L172 257V260H167L168 258L166 259V258L163 257V256H159V257H157V258H156V257H153L154 255H152V254H155V253H156V254H157V253H162V251L159 252L160 249H159V251H158V249H157L158 252L149 249L150 251H148V255L145 254V252H144L145 249L141 250L140 253L144 252V256L147 255L148 258H152V257H153V260H152V261L149 260L150 262H149L148 264H171V263H172V264H175V262H176V264H230V263H229L230 260L227 261L226 258H222V257H221L222 255H220L219 253H217V255L215 254V253H216V250H217V252H218L219 250H221V252H223V255H224L225 251L228 250V247H227V249H226V243H224V242L221 243V242H219ZM221 241H222V240H221ZM230 241H231V240H230ZM253 241H255L254 238H253ZM253 241H252V242H253ZM256 241H255V242H256ZM7 242H8V241H7ZM48 242H49V241H48ZM48 242H47V243H48ZM140 242H141V243H140ZM161 242H160V243H161ZM183 242H184V241H183ZM193 242H194V241H193ZM209 242H210V243H209ZM239 242H240V239H239ZM241 242H240V243H241ZM248 242H250V239H249L247 242H245V246H246V247H247L246 243L249 244ZM252 242H251L249 245L253 246L254 243H252ZM259 242H261V241H259ZM5 243H6V242H5ZM25 243H28V242H25ZM45 243H46V241H45ZM127 243H128V244H127ZM147 243H148V242H147ZM152 243H153V242H152ZM164 243H166V242H163V246H164ZM187 243H188V242H187ZM194 243H195V242H194ZM208 243L211 244V246H210ZM233 243H234V242H233ZM10 244H12L11 241H10ZM10 244H9V245H10ZM13 244H14V242H13ZM13 244H12V245H13ZM21 244H22V243H21ZM21 244H20V245H21ZM126 244L129 245V246L127 247ZM155 244H156V242H155ZM155 244H154V245H155ZM158 244H159V243H158ZM188 244H189V245H188ZM188 244L186 245V243H184L185 246H188V247H189L191 243H188ZM212 244H213V246H212ZM231 244H232V243H230V244H228V245H231ZM259 244H261V243H259ZM17 245H18V243H17ZM20 245H19V246H20ZM144 245H145V247L147 246V244H144ZM144 245H143V247H144ZM152 245H153V244H152ZM154 245H153V247H154ZM195 245H194V246H195ZM207 245H209L210 247L207 246ZM232 245H233V244H232ZM232 245H231V246H232ZM234 245H235V244H234ZM241 245H240V248H241ZM249 245H248V247H249ZM263 245H264V244H263ZM149 246H150V245H149ZM156 246L158 247V245H156ZM156 246H155V247H156ZM161 246H162V245L159 244V247H161ZM163 246H162V247H163ZM180 246H181V247H180ZM194 246H192V245L190 246L191 251L193 250L192 248H193ZM231 246H230V247H231ZM255 246H256V245H255ZM255 246H253V249H254ZM259 246H260V245H259ZM259 246H256V247H259ZM261 246H262V245H261ZM21 247H22V246H21ZM126 247H127V249H126ZM141 247H142V246H141ZM150 247H151V249H153L152 246H150ZM155 247H154V250L156 249ZM162 247H161V248H162ZM164 247H165V246H164ZM168 247H169V246H168ZM188 247H186V248H188ZM138 248H139V249H138ZM147 248H148V247H147ZM240 248H239V246H238V250H240ZM242 248H245V247L242 246ZM242 248H241V250H242ZM251 248H252V247H251ZM259 248H261V247H259ZM259 248H258V249H259ZM131 249H135V248L132 247ZM131 249H129V250H131ZM196 249H197V248H194V251H195V253L193 252L194 254L197 253V252H196ZM230 249H231V248H230ZM246 249H247V248H246ZM248 249L250 250V247H249ZM248 249H247V250H248ZM161 250H162V249H161ZM183 250H184V249H183ZM188 250H189V249H188ZM214 250H215V252H213ZM236 250H237V249H236ZM236 250H235V251H236ZM241 250H240V252H238V253L241 254ZM247 250H244L243 252L246 251V252L249 253V251H247ZM146 251H147V249H146ZM152 251H153V253L151 254L152 257H150L151 255H150L149 252H152ZM228 251H229V250H228ZM254 251H256V249H255ZM262 251H263V250H261V253L263 254L264 251H263V252H262ZM136 252H134V253H136ZM188 252H189V251H188ZM219 252H220V251H219ZM233 252H234V251H233ZM243 252H242V255H243ZM252 252H253V251H252V249H251V255L256 254V253H253V254H252ZM259 252H260V251H259ZM125 253H126V254H125ZM138 253H139V252H138ZM138 253H137V254H138ZM190 253H191V252H189V254H190ZM199 253H197V254H199ZM213 253H214V254H213ZM227 253H228V252H227ZM227 253H226V254H227ZM234 253H236V252H234ZM234 253H233V254H234ZM248 253H247V254H248ZM261 253H260V255H261ZM181 254H183V253H181ZM218 254L220 255L221 258H220V257H217ZM221 254H222V253H221ZM229 254H230V253H228V256H229ZM135 255H136V254H135ZM139 255H140V254H139ZM159 255H164V254L162 253V254H159ZM178 255H179V257H177ZM214 255H216V256H214ZM230 255L232 256V254H230ZM235 255H238V254L236 253ZM245 255H246V254H245ZM257 255H258V254H257ZM257 255H256V256H253L251 261H254L253 258H257ZM260 255H259L258 257H260ZM263 255H264V254H263ZM263 255H262V257H261V258H263L262 261L259 260V258L256 259V261L258 260V261L262 262V263H259V264H264V262H263V261H264V257H263ZM131 256H134V255H131ZM131 256H130V259H131L132 262H133V261H136L135 259H138V260H145V259H148V258L143 259L142 257H141V258H142V259H141V258H139L138 256H136V257H138V258H135V259L133 260L132 258H134V257L131 258ZM141 256H143V255H141ZM147 256H146V257H147ZM155 256H157V255H155ZM193 256H194V255L192 254V257H193ZM200 256L197 255V257H200ZM226 256H227V255H226ZM226 256H224V257H226ZM231 256H229V257H231ZM240 256H241V255H240ZM240 256H237V257L239 258ZM114 257H112V258H114ZM197 257L195 256V258L193 257V259H196ZM229 257H227V258H229ZM244 257L247 258V256H244ZM244 257H243V258H244ZM154 258H156V260H155ZM164 258H165V259H164ZM177 258H178V259H177ZM241 258H242V256H241ZM241 258H240V260H242ZM125 259H126V260H125ZM128 259H129V258H128ZM229 259H230V258H229ZM236 259H237V258H235V260H236ZM247 259H249V257H248ZM247 259H246V260H247ZM115 260H116V259H115ZM115 260H114V263H115ZM176 260H177V261H176ZM233 260H234V255H233ZM235 260H234V261H235ZM238 260H239V259H237L236 261H238ZM240 260H239L240 264H244L243 262H245V261H244L245 258L243 259V262L240 261ZM117 261H118V260H117ZM128 261L131 262L130 260H128ZM171 261H172V262H171ZM194 261H195V262H194ZM234 261H232V259H231V262H234ZM247 261L249 262L250 260H247ZM247 261H246V262H247ZM251 261L249 262L250 264H251ZM139 262H140V261H139ZM142 262H143V261H142ZM147 262H148V261H147ZM196 262H197V263H196ZM241 262H242V263H241ZM248 262H247V263H248ZM114 263H113V264H114ZM116 263H118V262H116ZM116 263H115V264H116ZM133 263H134V262H133ZM136 263H137V262H136ZM140 263H141V262H140ZM140 263H138V264H140ZM144 263H146V261H145ZM235 263L237 264V262H235ZM235 263H234V264H235ZM247 263H246V264H247ZM252 263H253V262H252ZM127 264H129V263H127ZM130 264H131V263H130ZM254 264H256V263L254 262ZM257 264H258V263H257Z\"/></svg>", "mask_w": 264, "mask_h": 264}]
</instances>
